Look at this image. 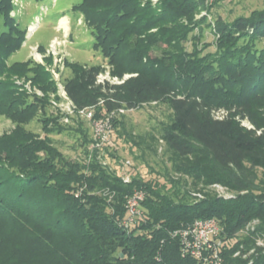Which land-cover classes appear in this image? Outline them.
<instances>
[{
  "label": "trees",
  "instance_id": "obj_1",
  "mask_svg": "<svg viewBox=\"0 0 264 264\" xmlns=\"http://www.w3.org/2000/svg\"><path fill=\"white\" fill-rule=\"evenodd\" d=\"M12 1L0 0V116L16 124L0 136V264H201L183 255L177 233L206 219L221 228V264H264L257 245L264 242V180L256 176L264 169V44L256 46L264 40V10L230 23L217 19L218 52L211 58L195 42L191 51L183 47L203 0H80L72 9L119 82L100 81L99 67L70 65L73 77L62 86L67 99L93 119L166 104L171 119L161 140L172 157L193 158L173 172L195 186L172 200L152 182L124 183L96 160L81 164L53 147L50 136L66 129L43 113L56 91L51 74L31 60L8 63L26 35L11 16ZM159 42L167 49L150 57ZM14 79L44 95L27 94ZM34 120L43 136L25 129ZM198 183L220 184L237 196L207 190L196 200L190 190ZM137 193L145 194L136 206L141 215L129 224L128 202Z\"/></svg>",
  "mask_w": 264,
  "mask_h": 264
},
{
  "label": "rangeland",
  "instance_id": "obj_2",
  "mask_svg": "<svg viewBox=\"0 0 264 264\" xmlns=\"http://www.w3.org/2000/svg\"><path fill=\"white\" fill-rule=\"evenodd\" d=\"M150 1L155 5L159 0ZM79 2L80 0H13L14 10L11 16L26 31V35L21 49L9 58L8 63L31 60L51 74L56 91L49 93V106L44 112L38 111L37 118L43 113L59 118L58 121L66 130L51 135L50 139L53 147L65 158L81 164L96 160L124 183L131 182L133 178L152 182L160 196L179 200L195 186L191 177L185 173L173 172V168L184 171V165L193 162V158L181 161L166 153L169 151L161 140L171 119V111L166 104L144 105L135 110H124L93 119L92 111H86L85 114L76 112L66 100L62 86L66 79L73 77L70 65L99 67L100 80L119 82L112 75L115 66L92 48L94 39L82 15L72 10ZM141 2L146 3L148 0ZM98 7L103 8L102 2ZM263 10L264 0H203V6L195 15V24L188 26L190 31L184 39L183 47L191 51L195 42L198 49H201L200 55L208 54L213 58L218 52L217 36L214 33L217 19L230 23L238 17L247 18ZM62 21H65V25L61 24ZM263 44L264 40L256 42L259 49ZM166 49L164 43H154L149 56L160 57ZM47 59L50 60L47 62ZM128 77L127 74L123 76L125 79ZM14 81L29 95H44L37 85L29 81ZM88 113L91 114L90 118L86 115ZM242 125L250 127L247 122ZM15 126V123L0 116V136L9 134ZM25 129L43 136L42 127L37 120L26 125ZM256 176L258 182L263 181L264 169L256 170ZM203 186L205 185L198 183L196 188L201 191L192 190L195 192L192 193L190 190L193 199L201 200L207 190L217 197L226 196L224 199H234L237 196L220 184L207 185L204 189ZM139 215L141 211L131 204L125 220L132 224Z\"/></svg>",
  "mask_w": 264,
  "mask_h": 264
},
{
  "label": "built area",
  "instance_id": "obj_3",
  "mask_svg": "<svg viewBox=\"0 0 264 264\" xmlns=\"http://www.w3.org/2000/svg\"><path fill=\"white\" fill-rule=\"evenodd\" d=\"M62 91H63V87H62ZM64 96L72 106L71 102L67 99L65 93ZM122 111L124 110H119L118 112L112 113L111 115L120 113ZM79 113L85 114L86 111ZM86 115L88 116V118L91 117L90 113ZM220 197L225 198L226 196L220 195ZM143 198L144 196L142 193H137L128 202L127 208L129 206L131 207V204L132 207L136 208L138 202H142ZM256 223L257 222L253 221L252 223L248 224L245 230L246 231H248L249 229L253 230L254 229L253 227ZM220 232H221V228L217 225L214 219L195 220L188 227L184 228L183 230L177 233L180 236L183 255H189L194 259H196L197 261H200L201 264H221V259L218 254V246L220 244L217 241L218 240L217 237L219 236ZM257 245L260 247H264V242L259 240L257 241Z\"/></svg>",
  "mask_w": 264,
  "mask_h": 264
},
{
  "label": "crops",
  "instance_id": "obj_4",
  "mask_svg": "<svg viewBox=\"0 0 264 264\" xmlns=\"http://www.w3.org/2000/svg\"><path fill=\"white\" fill-rule=\"evenodd\" d=\"M61 24L65 25V21H62Z\"/></svg>",
  "mask_w": 264,
  "mask_h": 264
}]
</instances>
